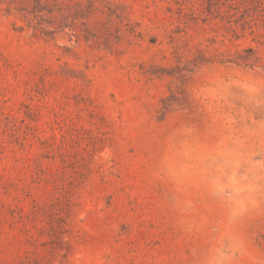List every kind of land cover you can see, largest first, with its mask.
Returning <instances> with one entry per match:
<instances>
[{"label": "rangeland", "instance_id": "374dc122", "mask_svg": "<svg viewBox=\"0 0 264 264\" xmlns=\"http://www.w3.org/2000/svg\"><path fill=\"white\" fill-rule=\"evenodd\" d=\"M0 264H264V0H0Z\"/></svg>", "mask_w": 264, "mask_h": 264}]
</instances>
